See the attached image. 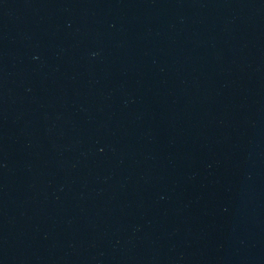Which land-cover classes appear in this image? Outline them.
<instances>
[{
    "label": "water",
    "instance_id": "95a60500",
    "mask_svg": "<svg viewBox=\"0 0 264 264\" xmlns=\"http://www.w3.org/2000/svg\"><path fill=\"white\" fill-rule=\"evenodd\" d=\"M0 264H264V0H0Z\"/></svg>",
    "mask_w": 264,
    "mask_h": 264
}]
</instances>
